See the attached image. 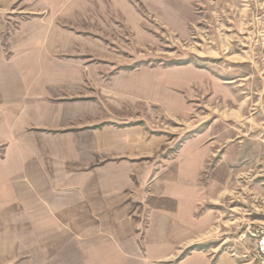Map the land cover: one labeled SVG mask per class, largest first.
I'll list each match as a JSON object with an SVG mask.
<instances>
[{"label": "crops", "instance_id": "crops-1", "mask_svg": "<svg viewBox=\"0 0 264 264\" xmlns=\"http://www.w3.org/2000/svg\"><path fill=\"white\" fill-rule=\"evenodd\" d=\"M156 8L182 31L165 0H0V264H245L197 247L214 219L201 206L227 185L221 158L205 190L213 143L191 137L158 167L166 141L122 121L185 106L190 66H125L110 50Z\"/></svg>", "mask_w": 264, "mask_h": 264}, {"label": "rangeland", "instance_id": "rangeland-1", "mask_svg": "<svg viewBox=\"0 0 264 264\" xmlns=\"http://www.w3.org/2000/svg\"><path fill=\"white\" fill-rule=\"evenodd\" d=\"M165 1L183 17L182 31L173 29L176 22L172 28L165 24L162 9L150 15L142 11L141 31L126 28L123 37L112 39L117 47L110 50L124 56L125 66H190V83L180 90L185 106L168 112L141 104L119 115L128 117L124 124L143 125L147 135L166 141L152 160L158 167L191 137L201 135L213 143L215 155L201 178L208 192L211 170L225 158L227 185L201 206L211 208L214 219L197 247L218 245L239 253L247 243L237 240L246 225L264 221V0ZM152 179L142 178V188L148 189ZM124 195L129 203L133 191Z\"/></svg>", "mask_w": 264, "mask_h": 264}, {"label": "built area", "instance_id": "built-area-1", "mask_svg": "<svg viewBox=\"0 0 264 264\" xmlns=\"http://www.w3.org/2000/svg\"><path fill=\"white\" fill-rule=\"evenodd\" d=\"M248 224L238 236V241H247L239 257L245 264H264V221Z\"/></svg>", "mask_w": 264, "mask_h": 264}, {"label": "bare ground", "instance_id": "bare-ground-1", "mask_svg": "<svg viewBox=\"0 0 264 264\" xmlns=\"http://www.w3.org/2000/svg\"><path fill=\"white\" fill-rule=\"evenodd\" d=\"M259 222H261V221H256V223L260 224ZM252 223H255V222H252Z\"/></svg>", "mask_w": 264, "mask_h": 264}]
</instances>
